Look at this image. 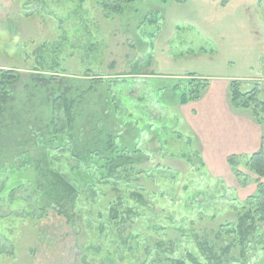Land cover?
I'll return each instance as SVG.
<instances>
[{"label":"rangeland","instance_id":"obj_1","mask_svg":"<svg viewBox=\"0 0 264 264\" xmlns=\"http://www.w3.org/2000/svg\"><path fill=\"white\" fill-rule=\"evenodd\" d=\"M8 5L0 72L15 77L0 86V189L30 169L13 198L0 197V264H193L189 254L203 264H264L256 235L223 252L238 239L232 226L256 176L205 165L189 108L159 89L190 72L263 87L264 0H139L125 16L95 0ZM68 94L75 120L65 148L50 144V122L52 103ZM112 136L134 156L111 173L90 165L93 181L61 202L71 222L57 208L44 215L33 184L46 177L34 167L71 177L69 168L91 161L76 153L103 150Z\"/></svg>","mask_w":264,"mask_h":264},{"label":"trees","instance_id":"obj_2","mask_svg":"<svg viewBox=\"0 0 264 264\" xmlns=\"http://www.w3.org/2000/svg\"><path fill=\"white\" fill-rule=\"evenodd\" d=\"M95 1L108 16H125L131 11L133 6L139 4V0ZM162 1L165 2L166 0ZM138 68V66H135L134 71ZM134 73L135 72H133V74ZM14 77L12 70H3L0 72L1 88L4 89V85L2 86V84L14 80ZM96 78L100 79L99 82L107 84L106 86L109 89L111 88L110 82L105 81L99 76ZM210 82V79L200 76L195 72H190L182 77L173 79L169 84L160 86L159 89H165V92L167 91L166 93L169 95L168 100L170 104L186 105L201 99L209 87ZM5 90H7V88H5ZM262 93L263 88L259 85H255L251 90H245L242 88V84L239 80H232L229 84V96L233 108L239 111L248 110L251 116L264 126V99L262 98ZM74 102L75 101L72 100L68 94L65 99L57 98L56 101L52 103L54 106V116L50 122V126L52 125L53 128V134L50 139L51 145L54 141H63L62 147H65L71 140L72 137L69 132L74 130ZM111 105L114 111H116L117 105L114 98L113 100L111 99ZM151 125L147 126V128L150 129L152 127ZM156 131L157 127L156 130H151L153 133ZM158 134L161 135L160 133ZM116 140L115 136L108 138L106 144L102 146V148L104 147L103 150H91L89 154L87 149L84 152H77L76 156L79 162L88 163L89 160L91 161L88 165L78 164L74 168H69V170L72 171L71 177H67L58 170H52L50 164H48L47 170L44 171L45 169L41 167L44 162H38V166L34 167V169L46 177V182L43 184H33V190L36 192L37 196L36 204L44 215L47 214L49 210L57 208L61 216H64L69 222L72 221L70 213L61 202L66 199H72L74 202L77 197L76 187L82 186L83 182L85 186V183L88 184L93 181V172L90 171V165L94 164L97 167L105 169V172L111 173L124 164L121 163V161L127 162L130 157L134 156L133 153L135 151H130V149L124 145H117ZM44 142V140L41 141L43 146L49 149L50 144ZM29 161L30 160L27 162L29 163ZM31 161L34 160L31 159ZM227 162L239 179L243 177L242 169H247L252 172L256 176L253 180L257 185V192L246 199L242 208L243 211L239 213L235 225L232 226V233L236 234L235 237H238L237 241L228 245L223 252L228 254L231 248L237 247V245L241 246L242 249L249 238L254 235L259 237V244H261L264 249V232L262 231V226H264V134L262 136V146L259 151L246 156L237 154L229 155L227 157ZM29 169L30 165L24 164L22 171L19 170L16 173H12L11 176L4 181L0 189L1 200L7 199L6 197L13 198L14 192L20 186L19 182L25 184L21 176L26 173L28 174ZM87 178L88 180H86ZM45 196L49 197L51 200L43 203ZM188 258L193 264H203L191 254L188 255ZM215 264L224 263L219 258Z\"/></svg>","mask_w":264,"mask_h":264},{"label":"crops","instance_id":"obj_3","mask_svg":"<svg viewBox=\"0 0 264 264\" xmlns=\"http://www.w3.org/2000/svg\"><path fill=\"white\" fill-rule=\"evenodd\" d=\"M227 7V6H225ZM10 12L8 0H0V20ZM228 80L214 79L201 99L186 105V113L198 134L203 160L215 171L232 172L227 157L251 155L261 149L264 126L249 112L235 110L230 102ZM262 98L264 99V86Z\"/></svg>","mask_w":264,"mask_h":264}]
</instances>
